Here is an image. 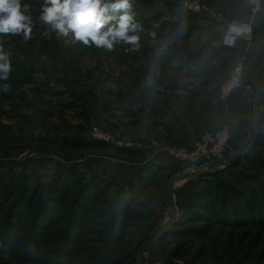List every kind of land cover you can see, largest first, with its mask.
<instances>
[{
	"label": "rangeland",
	"instance_id": "rangeland-1",
	"mask_svg": "<svg viewBox=\"0 0 264 264\" xmlns=\"http://www.w3.org/2000/svg\"><path fill=\"white\" fill-rule=\"evenodd\" d=\"M187 1L130 0L139 48L109 51L58 36L40 20L44 0H23L31 39L0 36L13 68L10 91L0 90V264H137L139 253V264H264V123L245 155L213 169L242 185L221 189L210 171L177 182L174 213L166 208L170 176L208 163L167 155L189 146L150 134V94L178 83L172 51L221 42L230 7L199 0L209 12L182 19ZM250 135L231 137L232 153Z\"/></svg>",
	"mask_w": 264,
	"mask_h": 264
},
{
	"label": "crops",
	"instance_id": "crops-1",
	"mask_svg": "<svg viewBox=\"0 0 264 264\" xmlns=\"http://www.w3.org/2000/svg\"><path fill=\"white\" fill-rule=\"evenodd\" d=\"M229 3L224 12L226 23L251 22V39L240 40L236 47H226L220 42L211 44L204 52H196V64L180 69L177 84H167L168 90L150 94V134L190 147L204 132L216 131L224 125L230 126L237 145L243 134L251 133L257 93L241 88L222 99L219 86L240 61L245 67V83L253 87L257 84L264 70V12L254 14L243 0Z\"/></svg>",
	"mask_w": 264,
	"mask_h": 264
},
{
	"label": "clouds",
	"instance_id": "clouds-1",
	"mask_svg": "<svg viewBox=\"0 0 264 264\" xmlns=\"http://www.w3.org/2000/svg\"><path fill=\"white\" fill-rule=\"evenodd\" d=\"M40 20L60 37L71 36L84 45L113 50L124 43L139 48L140 26L135 21L130 0H44ZM33 22L30 5L23 0H0V36L31 39ZM12 53L0 44V90L10 91L8 83Z\"/></svg>",
	"mask_w": 264,
	"mask_h": 264
},
{
	"label": "built area",
	"instance_id": "built-area-1",
	"mask_svg": "<svg viewBox=\"0 0 264 264\" xmlns=\"http://www.w3.org/2000/svg\"><path fill=\"white\" fill-rule=\"evenodd\" d=\"M247 3L254 14L264 12L263 0H243ZM187 10L197 14H207L209 9L199 0H188L186 2ZM253 26L251 22H242L231 20L226 23L225 30L221 35V44L226 47H236L240 40L251 39ZM244 63L237 62L230 69L227 79L219 86V92L222 99L233 95L237 90L245 88L246 90L257 93L256 88L250 84L244 83ZM260 128L264 123V101L260 106ZM97 132V130H96ZM232 131L229 125H224L213 132H204L198 141L192 147L168 146L165 152L175 160L199 164L207 162L211 164L225 159L232 153L231 144Z\"/></svg>",
	"mask_w": 264,
	"mask_h": 264
},
{
	"label": "water",
	"instance_id": "water-1",
	"mask_svg": "<svg viewBox=\"0 0 264 264\" xmlns=\"http://www.w3.org/2000/svg\"><path fill=\"white\" fill-rule=\"evenodd\" d=\"M257 100L254 108V116L252 121V129H251V135L248 137L247 142L240 148H238L234 153H231L228 155L225 159L215 162L211 164L206 169H201L198 171H192V172H178L170 176L168 181V189H167V202H166V208L173 214L172 206L174 205V186L177 182L182 181L187 178H191L194 176H199L202 174H206L207 172L212 171L214 168H219L221 166H227L231 165L235 160L240 158L241 156L245 155L251 148L254 143V139L258 131L260 130V106L264 101V73L261 80L260 85L258 86L257 90ZM174 221V218H172L159 232L150 238L148 241L145 242L146 245L152 244L158 237H160L166 229L169 227V225ZM140 261V253L138 254L137 264H139Z\"/></svg>",
	"mask_w": 264,
	"mask_h": 264
},
{
	"label": "trees",
	"instance_id": "trees-1",
	"mask_svg": "<svg viewBox=\"0 0 264 264\" xmlns=\"http://www.w3.org/2000/svg\"><path fill=\"white\" fill-rule=\"evenodd\" d=\"M177 15L182 19H192L195 17H201L198 14L191 13V11H189V10L185 11V13H182V12L177 13ZM193 35H194V33L192 31H189V30L178 33V37L181 39L189 38V37H192ZM170 58H171V61L175 62V67L178 69H183V68H186L188 66L196 64L194 52L191 51L190 49H187V48H181V49L172 51L170 54ZM0 93H1V91H0ZM23 118L30 120L32 117L30 115L24 114ZM87 145H90L93 147H106L107 146V144L100 143V142L94 141V140L88 141ZM246 159H248V156H246ZM230 167L225 168L224 171L232 174V170L230 169ZM220 171L223 172L222 170H220ZM86 172H88L90 174L89 178L91 177L93 179V181L96 180L97 175H95V171L91 167ZM73 173L76 174L75 171ZM78 175H79V179H83L84 177H86L85 172L78 173ZM207 175L217 177L215 179V182L218 185V187L221 189L224 188L225 186H227V184H232L233 182H237V183L240 182V185H242L243 181H244L243 178H241L240 176H236L235 180H231L230 178L225 177L224 182L220 181L218 179L219 174H217L216 170H212V172L210 174H207ZM203 176H206V175H203ZM233 186L234 185H232L231 188ZM208 191H209V193H211L212 190L209 188Z\"/></svg>",
	"mask_w": 264,
	"mask_h": 264
}]
</instances>
